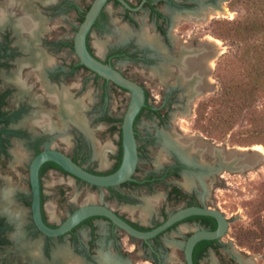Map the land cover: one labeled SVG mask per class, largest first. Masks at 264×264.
Segmentation results:
<instances>
[{
    "label": "flooded vegetation",
    "instance_id": "1",
    "mask_svg": "<svg viewBox=\"0 0 264 264\" xmlns=\"http://www.w3.org/2000/svg\"><path fill=\"white\" fill-rule=\"evenodd\" d=\"M124 1L130 7L120 0L107 1L88 33L87 45L93 55L126 76L118 61L143 65L153 82L143 83L128 76L139 82L146 94L134 123L138 166L132 179L101 187L72 175L54 160L45 161L38 171L40 209L44 222L52 228L60 226L79 206L96 203L112 209L140 230H151L180 208L203 206L198 194L205 189V178L217 171L209 168L215 157L203 152L204 143L191 151L182 150L189 145L186 141L189 137L200 135L172 130L168 122L178 112L189 113L200 92L210 88L208 59L214 52L206 36L198 37L197 32L192 33L194 29L179 34L178 26L182 22L197 23L196 18L204 19L214 8H223L225 0ZM91 3L82 7L76 0H0V264H134L136 249L141 251L139 256L144 262L168 264L175 253L171 246H181L185 258L184 244L194 231L214 230L219 226L216 218L205 217L209 215H190L149 239L131 236L102 215L88 216L60 235L45 234L38 227L33 211L31 165L39 153L46 149L59 150L98 174L114 172L119 168L115 169L121 155L123 159L124 115L120 118L108 110L107 101L110 89L129 91L86 67L75 51L74 36ZM71 13L79 21L73 37L54 27V21L62 16L66 22L64 29L68 30ZM122 27L129 31L123 38L119 31ZM94 31L108 40L103 56L96 53L91 43ZM87 72L92 76L95 94L86 93ZM157 83L163 84L159 95L155 93ZM142 118H153L162 128L143 134L139 128ZM98 120L102 122L99 127H106V133H118L117 148L114 139L102 144L96 136L97 127L92 126ZM167 140L175 145L164 147L169 143ZM202 140L207 142L205 138ZM158 147L164 153L160 151L154 168L142 172L143 156L147 150ZM115 150L109 169H97L95 162L86 164L93 158L106 167L110 153ZM70 176L96 189H106L108 196L117 202L140 201L150 214L158 211L156 204L164 199L159 210L162 219L145 226L108 203L92 198L70 207ZM181 179L182 182L178 181ZM187 179H193L191 185L185 184ZM156 190L162 192L155 195ZM135 191L150 195L137 198L131 194ZM150 201L155 203L148 210ZM171 203L181 205L168 213L165 204ZM61 207L67 209L65 216L58 214ZM174 229L179 234L187 229L192 231L184 241L165 237ZM118 231L128 236L129 243L124 242L123 233ZM222 237L202 239L213 241L205 248L202 244L196 249L202 240L198 241L193 260L195 251L200 252L199 264H202L210 250H219ZM135 240L139 247L135 246Z\"/></svg>",
    "mask_w": 264,
    "mask_h": 264
},
{
    "label": "rangeland",
    "instance_id": "2",
    "mask_svg": "<svg viewBox=\"0 0 264 264\" xmlns=\"http://www.w3.org/2000/svg\"><path fill=\"white\" fill-rule=\"evenodd\" d=\"M82 7H87L93 0H76ZM111 6V3L108 7ZM225 10L218 13L208 22L190 23L182 22L178 33L185 32L186 29H194L198 37H205L209 41L215 39L220 42L221 52L214 58L209 72L210 88L199 94L194 101L189 113L178 112L172 122L173 129L183 134L200 135V137H189L190 139H202L228 149L255 148L257 145L264 147V88L259 87L257 92L247 97V91L253 87V75L251 74V64L255 60L254 49L264 48V3L260 0H225ZM62 17V16H61ZM59 17L54 21L56 30L62 34L68 33L73 37L79 25L77 18L71 13L69 15L68 30L64 29L65 21ZM259 23V29L248 33L247 37H239L226 34L227 30L237 25L238 22ZM263 22L262 26L260 25ZM120 28V37L129 35L127 28ZM126 32L124 34V32ZM103 45L100 47V43ZM108 40L102 38L95 31L92 33L91 43L98 55H104V49ZM252 51H249V48ZM211 48V47H210ZM249 51V52H248ZM262 59L264 57L262 56ZM118 66L130 77L140 82L153 84L148 78V73L143 65L136 62L120 60ZM92 76L86 73V93L95 94ZM162 83H157L155 88L159 93ZM159 95V94H158ZM155 99L154 96H152ZM130 93L121 89H110L107 109L111 110L118 117H122L127 108ZM102 122L96 121L93 128L97 127L96 136L102 144L110 139H114L117 148L118 133H106V127H99ZM161 125L157 126L153 118H142L139 128L145 132H155ZM167 129V128H166ZM168 130V129H167ZM170 131V130H169ZM200 139V140H201ZM169 142V143H168ZM167 147L175 143L167 140ZM152 148V147H150ZM72 150V148L70 147ZM164 150L159 147L147 150L140 163L141 171L154 168L157 156ZM114 152L109 155V163L106 167L98 160L89 159L86 164L93 165L97 169H109L114 162ZM208 153V152H207ZM160 161V160H159ZM193 180V179H192ZM70 181V207H74L87 202L103 201L111 207L126 215L130 219L148 226L156 220L162 219L159 213L164 199L156 204V213H149L142 207L143 203L136 201L133 203L117 202L108 196L106 189H96L88 184L79 182L74 177H69ZM178 181H183L178 180ZM204 191L198 196L204 205L222 210L229 218V228L227 233L220 239V248L216 252L210 250L208 255L202 260V264H264V161L255 168L247 171H231L227 169L215 171L205 178ZM161 190H156L157 195ZM137 198L149 197L150 194L144 191L131 192ZM90 195H92L90 197ZM101 195V196H100ZM104 195V196H102ZM154 201L147 204V209H153ZM150 205V206H149ZM181 203L165 204L168 213L174 211ZM60 216L67 214V209H58ZM103 230V229H102ZM192 229L185 230L182 234L174 229L168 232L165 237L180 239L184 241ZM120 234L123 233L118 231ZM124 242L129 243L128 236L122 234ZM131 245V244H129ZM135 240V246H137ZM126 247V246H125ZM139 247V245H138ZM174 256L169 259L168 264H186L183 248L181 246H171ZM134 264L145 263L140 250L136 249Z\"/></svg>",
    "mask_w": 264,
    "mask_h": 264
},
{
    "label": "water",
    "instance_id": "3",
    "mask_svg": "<svg viewBox=\"0 0 264 264\" xmlns=\"http://www.w3.org/2000/svg\"><path fill=\"white\" fill-rule=\"evenodd\" d=\"M108 0H93L84 20L80 23L78 30L74 36L75 51L80 59V62L89 69L93 70L103 78L112 81L116 85L127 89L130 92V99L123 117L122 123V144H123V159L117 170L109 174H98L91 172L75 162L67 154L56 150L46 149L39 153L33 160L31 165L32 183L34 188L33 211L35 221L38 227L48 235H60L80 221L91 215H102L113 221L118 227L139 239H149L162 231L166 230L174 223L184 219L190 215H209L216 218L219 226L214 230L199 229L194 231L184 244L186 264H194L193 249L196 243L202 239H217L227 233L230 220L224 212L218 208L208 207L206 205H192L180 208L172 212L169 217L157 227L151 230H140L123 219L120 215L114 212L107 206L87 203L75 209L66 220L58 227H49L43 220L40 209V193L38 182V171L41 165L47 160H54L61 167L67 170L72 175L87 181L88 183L101 187H109L120 185L130 179L136 172L139 162L138 142L135 135L134 123L141 108L145 104L146 94L144 87L134 79L124 75L120 70L112 65L103 62L101 59L93 55L87 45V36L92 29L97 17L101 13L103 7ZM126 6L130 7L124 0H120ZM214 148L213 153H208L215 157V161L209 164V168L213 170H231V171H247L255 168L262 161L253 164L245 162V157L251 155L254 151L247 149L240 150L238 148L228 149L226 147L216 146L211 142H206ZM230 153V154H229Z\"/></svg>",
    "mask_w": 264,
    "mask_h": 264
},
{
    "label": "trees",
    "instance_id": "4",
    "mask_svg": "<svg viewBox=\"0 0 264 264\" xmlns=\"http://www.w3.org/2000/svg\"><path fill=\"white\" fill-rule=\"evenodd\" d=\"M260 1H262L264 3V0H260ZM262 24H263V22L260 25L262 26ZM257 29H259V23L257 21H255V22L244 21V22H238L237 25L228 29L226 34L239 36V37H244V36L247 37L248 33H252ZM253 49H254L253 58H255V60L251 64V74L253 75L254 85H253V87L250 88L249 91L246 92L247 97H250L255 92H257L259 87L264 88V59H262V56L264 57V48H261V49L256 48V50H255V48L253 47ZM248 50L252 51V48L250 47ZM121 160H122V155H121L119 163L117 164L115 169H117L120 166ZM205 217H209V218H212L214 220L213 217H210V216H205ZM212 241L213 240H202L198 244L196 249L200 248V246L202 244H205L204 245V248H205V246L212 243ZM200 258H201L200 252L197 253V251H195V253H194L195 264H199Z\"/></svg>",
    "mask_w": 264,
    "mask_h": 264
},
{
    "label": "bare ground",
    "instance_id": "5",
    "mask_svg": "<svg viewBox=\"0 0 264 264\" xmlns=\"http://www.w3.org/2000/svg\"><path fill=\"white\" fill-rule=\"evenodd\" d=\"M224 10H225V8H214L211 12H209V14H208V16L206 18H204V19L196 18V20L197 21H206L207 19L212 18L216 14L224 12ZM123 30H125V28ZM125 33L126 32H124V34ZM208 42L210 44L209 46L214 49V52H213L212 56L208 59V65H209L208 67L211 68L212 61L221 52L222 47L220 46V42L216 41L215 39H210ZM99 45L101 47L103 44L100 43ZM200 94H202V93L200 92ZM200 139H195V138L190 139V138H188L186 141H189L190 143H189V145H187L185 147L182 146L183 147L182 150L191 151L190 149H195L200 144L204 143L205 149L203 150V152L213 153L214 148L211 145L205 143L202 139L201 140ZM238 149L245 150V151L247 150V149H241V148H238ZM249 150H253L254 152L251 155H248V156L245 157V159H246L245 162H247L248 164L249 163L253 164V163H256V162L264 161V147L263 146L257 145L255 148H250ZM185 151L183 152V154L185 156L189 157V155L185 154L186 153ZM99 153H101V152H99ZM185 184L187 186L191 185L192 184V180L191 179H187Z\"/></svg>",
    "mask_w": 264,
    "mask_h": 264
}]
</instances>
